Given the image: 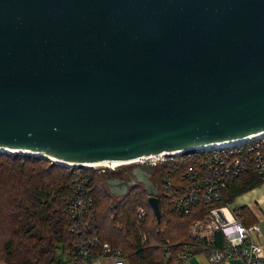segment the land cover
<instances>
[{"label":"water","instance_id":"95a60500","mask_svg":"<svg viewBox=\"0 0 264 264\" xmlns=\"http://www.w3.org/2000/svg\"><path fill=\"white\" fill-rule=\"evenodd\" d=\"M259 133L264 0H0V151L69 166Z\"/></svg>","mask_w":264,"mask_h":264},{"label":"trees","instance_id":"16d2710c","mask_svg":"<svg viewBox=\"0 0 264 264\" xmlns=\"http://www.w3.org/2000/svg\"><path fill=\"white\" fill-rule=\"evenodd\" d=\"M72 171L71 166L41 156L0 151V259L5 264H59L58 250L72 249L75 236L69 231L65 209L72 196ZM97 183L92 184L90 178L101 240L120 248L129 264L184 262L177 253L183 245L191 243L187 226L205 212L204 208L192 214H182L159 192L160 219L157 220L147 202L146 189L134 184L118 201L108 206H112L111 214L117 220L115 224L113 219L100 217ZM260 183L257 174L248 170L229 184L220 203H231L236 196ZM141 199L146 218L138 225L132 210ZM239 208L242 214L243 207ZM141 231L146 233L144 244L140 243ZM166 251H169L168 256Z\"/></svg>","mask_w":264,"mask_h":264},{"label":"built area","instance_id":"2783aa9c","mask_svg":"<svg viewBox=\"0 0 264 264\" xmlns=\"http://www.w3.org/2000/svg\"><path fill=\"white\" fill-rule=\"evenodd\" d=\"M248 137L209 147L144 155L113 166L69 165L73 168L72 196L65 209L75 242L70 250H58L59 264H90L101 259L112 264L128 263L120 248L99 236L89 173L91 168L116 171L127 165L135 166L132 171L159 168V181H152V185L176 211L187 215L204 208L205 213L190 223L191 243L178 251L180 260L201 252L211 264L229 258L244 264H264V242L257 240L263 237L259 223L246 224L238 206L220 203L229 184L248 170H253L264 184V133ZM145 218V207L138 205L136 223L141 225ZM139 237L141 244L146 243L145 232L141 231Z\"/></svg>","mask_w":264,"mask_h":264},{"label":"crops","instance_id":"0c3cea01","mask_svg":"<svg viewBox=\"0 0 264 264\" xmlns=\"http://www.w3.org/2000/svg\"><path fill=\"white\" fill-rule=\"evenodd\" d=\"M233 206H242V216L246 224L258 222L261 227L263 237L257 238L261 243L264 242V184L260 183L258 186L238 195L231 202ZM2 261L4 264L5 262ZM90 264H112L108 259H101L93 261ZM129 264V263H127ZM182 264H211L206 258L205 254L195 252L191 254ZM217 264H244L242 260L237 258H229Z\"/></svg>","mask_w":264,"mask_h":264},{"label":"rangeland","instance_id":"374dc122","mask_svg":"<svg viewBox=\"0 0 264 264\" xmlns=\"http://www.w3.org/2000/svg\"><path fill=\"white\" fill-rule=\"evenodd\" d=\"M135 167L133 165H127L124 166L120 169H117L116 171H111L107 168H102V167H96V168H91L89 173H90V178H91V182L92 184H96L97 182V192H96V200L99 204L100 207V217H102V219H104L105 217H108L112 220V222H114L116 224L115 217L113 216L112 211H111V207L108 208L109 204H113V202L118 201V198L122 197L124 194H114L113 192H111L109 190L108 187V180L112 177H131L133 176L134 172L132 171V168ZM148 172L149 176V181H153V182H157L159 181V168H150V169H146ZM127 172L129 174H124V172ZM96 181V182H95ZM141 185V184H140ZM143 186V185H142ZM127 192V191H126ZM103 193V194H102ZM138 205H144L143 204V199L139 200L133 207L132 212L135 211L136 207ZM229 205L233 206L231 203H229ZM203 214L205 212H202ZM112 217V218H111ZM191 222V221H190ZM190 226V224H189ZM189 226H187V231L189 229ZM2 260V259H0ZM0 264H4L2 261H0Z\"/></svg>","mask_w":264,"mask_h":264},{"label":"flooded vegetation","instance_id":"af4514ba","mask_svg":"<svg viewBox=\"0 0 264 264\" xmlns=\"http://www.w3.org/2000/svg\"><path fill=\"white\" fill-rule=\"evenodd\" d=\"M133 172L134 174L130 178L129 177L127 178L124 176L117 177V178L115 177L110 178L108 180L109 190L113 192L114 194H117V193L121 194L123 192L126 193L128 188L134 184H141L145 188L144 183H146L145 179L147 178L148 171L146 169H136ZM149 176H148V180H149Z\"/></svg>","mask_w":264,"mask_h":264},{"label":"bare ground","instance_id":"6f19581e","mask_svg":"<svg viewBox=\"0 0 264 264\" xmlns=\"http://www.w3.org/2000/svg\"><path fill=\"white\" fill-rule=\"evenodd\" d=\"M252 136H256V134L252 135ZM249 138V137H248ZM242 140V139H241ZM236 141V140H233ZM233 141H225V142H220V143H215L212 145H206L205 147H209V146H213V145H217V144H225V143H230ZM132 161V160H131ZM130 162V161H128ZM124 163V161H114V162H100V163H90V164H86V165H101V166H105V165H109V166H113V165H119Z\"/></svg>","mask_w":264,"mask_h":264}]
</instances>
